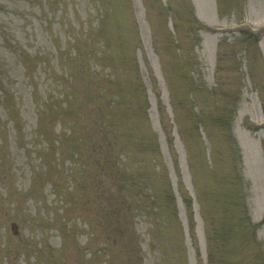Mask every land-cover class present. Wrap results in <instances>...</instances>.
I'll return each mask as SVG.
<instances>
[{
	"label": "rangeland",
	"instance_id": "374dc122",
	"mask_svg": "<svg viewBox=\"0 0 264 264\" xmlns=\"http://www.w3.org/2000/svg\"><path fill=\"white\" fill-rule=\"evenodd\" d=\"M0 264H264V0H0Z\"/></svg>",
	"mask_w": 264,
	"mask_h": 264
}]
</instances>
